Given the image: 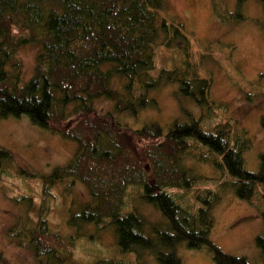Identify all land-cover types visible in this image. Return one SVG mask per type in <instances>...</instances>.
I'll list each match as a JSON object with an SVG mask.
<instances>
[{"label":"trees","instance_id":"trees-1","mask_svg":"<svg viewBox=\"0 0 264 264\" xmlns=\"http://www.w3.org/2000/svg\"><path fill=\"white\" fill-rule=\"evenodd\" d=\"M167 6V0H0V120L27 115L35 125L78 144L72 164L56 168L53 178H77L87 186L94 204L79 219L96 224L109 220L122 252L147 249L160 264H183L178 248L185 245L207 249L215 264H252L211 239L212 209L219 197L208 192L198 209L190 203L183 208L167 191L190 190L201 178L186 163L188 156L226 171L235 193L250 203L264 184V154L260 172L245 166L244 153L252 144L246 131L231 120L204 127V118L218 117L212 78L194 59L184 25L165 16ZM29 45L39 49L36 66L21 84L23 64L17 56ZM161 47L180 50L184 60L153 76ZM115 77L126 80L127 96L113 89ZM163 82L176 84L179 97H192L203 109L202 117L175 121L168 130L156 123L131 130L97 112L95 102L103 98L113 100L120 111L154 104L150 92ZM15 160L0 147V183ZM51 188L44 186L45 198ZM130 188L139 189L141 199L161 211L164 228L147 225L135 206L126 208ZM44 212L42 208L40 219ZM47 225L41 220L45 233L28 231L41 264H75L72 244ZM147 227L155 237L145 233ZM259 244L264 249V238ZM2 260L0 255V264Z\"/></svg>","mask_w":264,"mask_h":264},{"label":"rangeland","instance_id":"rangeland-1","mask_svg":"<svg viewBox=\"0 0 264 264\" xmlns=\"http://www.w3.org/2000/svg\"><path fill=\"white\" fill-rule=\"evenodd\" d=\"M167 3L165 16L184 25L192 37L194 59L202 73L212 78L211 99L218 106V117L204 118V127L229 120L236 122L252 143L244 153L245 166L251 172H260L264 154L262 2L167 0ZM38 50L36 45H29L19 51L17 57L23 64L21 84L34 74ZM183 60L180 50L161 47L157 53V70L152 75L156 76L164 67L178 66ZM125 84L126 80L120 77L112 81L113 89L122 96L126 95ZM177 90L176 84L161 83L149 95L155 103L139 104L136 112L120 111L113 100L106 98L97 100L95 107L100 116L125 129L137 130L156 123L168 130L175 121L190 122L192 117L199 119L203 115V109L192 97H179ZM0 147L16 158L10 165V173L0 183L1 264H41L28 231L37 228L42 231L41 220L45 222V219L50 232L72 244L75 264H160L147 249L122 252L115 227L109 220L96 224L79 219L82 210L94 204L87 186L77 178L62 181L53 178L56 168L67 167L77 157L79 147L75 141L41 128L22 115L0 120ZM197 161L193 156L186 159L201 177L192 188H169L168 193L183 208L190 203L198 209L201 198L208 196V192H212L211 198L219 197L212 209L215 217L212 241L228 254L245 257L252 264H264V249L259 244V238H264V184L258 185L254 202L250 203L235 193L230 186L232 177L226 171ZM21 168L27 172L21 173ZM43 185L52 187L47 198L43 195ZM128 196L124 199L126 208L135 206L147 225L164 228L165 217L141 199L139 189L130 188ZM42 208L45 218L40 219ZM145 233L155 237L149 227ZM178 255L183 264H215L205 248L190 249L182 245Z\"/></svg>","mask_w":264,"mask_h":264},{"label":"bare ground","instance_id":"bare-ground-1","mask_svg":"<svg viewBox=\"0 0 264 264\" xmlns=\"http://www.w3.org/2000/svg\"><path fill=\"white\" fill-rule=\"evenodd\" d=\"M80 147H81V145H80Z\"/></svg>","mask_w":264,"mask_h":264}]
</instances>
